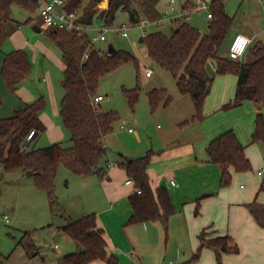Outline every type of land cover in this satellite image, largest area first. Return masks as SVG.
I'll list each match as a JSON object with an SVG mask.
<instances>
[{
  "label": "trees",
  "instance_id": "trees-1",
  "mask_svg": "<svg viewBox=\"0 0 264 264\" xmlns=\"http://www.w3.org/2000/svg\"><path fill=\"white\" fill-rule=\"evenodd\" d=\"M101 1L66 0L64 8L69 11L80 10L82 19L87 24L92 23L93 18L99 15L103 25H111L119 10L127 12L131 22L140 21V14L133 0H109L108 8L98 13L97 6ZM225 2L226 0L212 1L208 33H203L188 21H178L170 34L157 30L144 36L143 42L147 46L148 56L177 79L182 94L192 97L195 108L193 119H203L206 99L217 75L238 76L235 96L223 105L224 109L241 106L246 101L264 105V41L258 40L249 46L245 53L249 57L247 60L231 58L229 52L221 55L234 23V17L226 11ZM16 3L34 13L38 11L40 0H0V42L8 25L14 23L19 26L20 22L12 16V7ZM187 6H193L191 0L186 2L185 8ZM27 21L33 22V18L29 17ZM48 29L50 36L61 49L66 65L62 80L64 94L60 102V114L63 124L71 133V145L54 142L39 148L26 147L27 136L32 130L35 133L46 130V125L40 118L46 102L41 97L0 120V169L35 172L37 186L47 192L51 202H55L56 177L61 165L80 176L96 175L100 179L107 177L109 150L105 138L113 132L120 115L116 111H102L94 98L100 95L98 86L104 76L128 61H133L139 68L140 60L130 51L121 49L101 56L93 47L89 58L83 60V53L91 42L87 33L78 35L63 29ZM209 59L217 61L214 74L207 70ZM30 73L31 63L24 49H14L5 54L1 74L11 92H15ZM125 93L134 105L138 99L139 87L126 88ZM172 99L164 88H154L148 93L149 104L153 110L169 105ZM2 103L0 94V106ZM252 141L261 143L264 148L262 112L256 115ZM245 149L246 146L232 129L210 141L207 147L208 161L220 166L221 187L231 185L233 171L252 170V163ZM151 157L152 152L134 158L122 156L118 162L126 169L137 190H141V193L136 192L130 197L134 208L130 221L160 220L167 230L174 207L165 187L160 186L157 189V196L151 187L148 173ZM261 189L264 190V182ZM199 205L198 203L197 212ZM249 206L256 219L264 224V206L255 203ZM61 230L80 246V250L62 256L58 264H90L98 260L107 261L109 264L119 263L118 258L107 250L105 232L98 227L96 213L70 219ZM199 238L200 246L195 254L196 258L204 247H209L215 251L218 263L222 264L224 253L240 251L239 245L230 235L210 238L202 230Z\"/></svg>",
  "mask_w": 264,
  "mask_h": 264
},
{
  "label": "rangeland",
  "instance_id": "rangeland-1",
  "mask_svg": "<svg viewBox=\"0 0 264 264\" xmlns=\"http://www.w3.org/2000/svg\"><path fill=\"white\" fill-rule=\"evenodd\" d=\"M150 1L154 2L156 9L162 15L165 14L161 24L148 23L146 26L135 24L130 21L127 12L119 11L115 22L105 33L107 40L95 41L92 45L96 50L102 49L108 52L109 44L112 43L117 49L130 51L140 60L139 68L133 61H128L117 70L104 76L98 86V93L104 97L99 103V108L102 111H116L120 115V118L114 124L113 132L106 139L109 146L107 159L110 166L115 164L120 152L125 151L134 157H136L135 155L148 154L152 142L156 146L163 142L162 134L175 132L176 137H187L190 129L185 131L178 123L183 121H178L180 113H185L189 117L192 115V120H195V130L197 129L198 132L223 118L235 124L253 119L252 115L248 114L249 111L252 113L249 107L252 104L250 102L232 109L220 110L211 115H208L204 107L203 119H193L195 108L192 97L189 94L182 95L177 79L159 67L148 56L146 44L140 41L148 33L157 30L170 34L172 29L178 25V22H174L172 18L177 16L176 12L181 10L186 0H175L173 5L177 9L176 12L169 7L171 0ZM105 5L106 3L103 4V7ZM226 10L234 16V23L221 55L228 54L232 38L237 31L241 29L244 31L243 28L246 26H250L252 29L255 28L257 32L259 28L264 29V2L260 3L258 0H245L244 2L242 0H227ZM140 12L142 19L147 20L144 11L140 9ZM12 16L14 20L20 22L19 26L14 23L8 25L5 36L0 42V94L3 99V106L0 108V120L13 115V107L18 103L17 93L8 89L2 77V56L12 49H24L30 59L31 73L23 82V85L34 96L33 99L26 102L32 103L43 97L46 102L45 110L49 118L57 123L60 128L47 130L46 127L44 132H38L34 139L28 141L27 147L39 148L54 142H62L65 146H69L71 145V133L63 124L60 114V102L64 94L62 84L64 77L63 53L50 36L49 29L39 17L38 11L31 13L16 3L12 7ZM29 17L33 18L35 24L42 27V32H37L32 22L27 21ZM209 20L207 12L203 10L201 13L192 12L188 18H180L179 21H188L203 33H208ZM122 22H127L131 27L128 30V36H121L113 29ZM101 26V22L96 18L93 24L94 28H91L88 32L91 40L94 36L99 35ZM21 36L29 42V45L25 48H18L15 43L21 40ZM259 39L264 41V33L262 36L257 37V40ZM248 58L245 55L242 60ZM147 68L153 69L151 77L146 75ZM44 78H47V80L45 81ZM136 87H139L138 99L132 105L125 89ZM154 88L166 89L168 95L173 97V102L168 106H159L156 110H153L149 104L148 93ZM55 103H57V106H55ZM56 107L58 113L55 114ZM255 118L256 113L254 121ZM123 125L127 128L133 127L136 131L130 133L128 130L123 129ZM139 136H141L140 141L138 140ZM172 136L175 139L174 133ZM138 142H143V144ZM253 144L262 153V144L258 142ZM93 180L96 182L94 175L80 176L61 165L56 177V201L51 202L47 192L37 186L35 176H28L22 170L6 171L0 169V253L7 257L13 252L11 256L13 263L19 264L25 253L22 247L15 249V246L17 240L25 232H28L35 239V242L42 246L47 264H52L63 254L72 252L74 242L71 241L72 243L68 244L65 241L67 235L64 232L62 233L60 228L67 224L70 219H76L96 211L92 208L93 205L98 208L102 206L97 190H92V187H94V184H91ZM5 215L9 216V220L5 219ZM136 224L139 223L128 224L126 231L129 232L128 229L133 228V225ZM168 234H170V228L166 230L163 226L161 231L162 244L159 249V257L157 256L159 264H170L171 260L174 264H181L183 259L173 253L177 246L173 235L172 239L169 240V255L167 256L164 253ZM56 244L58 245L57 252L53 250ZM199 258H196L192 252V257L183 264H196ZM29 264L37 263L36 261H30Z\"/></svg>",
  "mask_w": 264,
  "mask_h": 264
},
{
  "label": "crops",
  "instance_id": "crops-1",
  "mask_svg": "<svg viewBox=\"0 0 264 264\" xmlns=\"http://www.w3.org/2000/svg\"><path fill=\"white\" fill-rule=\"evenodd\" d=\"M41 1L48 2L45 0ZM187 1L188 0L185 1L179 12H176L177 9L174 7L173 11L177 13V16L172 18L174 22L180 20V13L191 9L198 2V0H191L193 6H187L185 8ZM205 1L211 6L213 0ZM242 1L244 2L245 0ZM258 1L260 3L264 2V0ZM133 2L140 14V21L135 22V24L141 25L142 21L146 22L144 26L148 23H162L165 14L162 15V13L156 9L154 3L149 0H133ZM174 2L175 0H171L169 3L171 10L172 6H174ZM105 3L106 5L103 7ZM226 3L227 0L225 2V8ZM108 6L109 0H102L97 6V12L99 13L107 9ZM140 9L144 11L148 18L147 20L142 19ZM203 10L207 12V18H209V11L206 9ZM203 10L200 11L203 12ZM200 11L197 12L201 13ZM165 13L167 14L168 12L166 11ZM227 13L234 17L228 11ZM96 18L101 22V25H103L99 15H96L93 18V22L88 24L89 27L84 33L88 34L89 30L94 28L93 24ZM32 24L37 32L43 31L41 26L34 23V20ZM37 28H41V31H38ZM243 30L244 31L241 29L237 31V33L248 35L252 39L250 45L258 41L257 37L262 36L264 33V29L259 28L257 32L255 28L252 29L250 26L244 27ZM234 37L235 35L233 38ZM15 43L18 48H25L29 45V42L24 40L23 36H21V40ZM5 54L2 56V62ZM62 65L64 71L66 66L64 60ZM216 69L217 61L209 59L207 61L208 72L214 74ZM44 80L46 81L47 78H44ZM25 81L26 80L23 82ZM23 82L15 91L18 95V103L13 107V113L19 106H24L27 100L34 98L23 85ZM237 82L238 76L234 74L216 76L204 106L208 115L219 112L220 110H225L223 105L234 98ZM249 102L252 103L249 106L252 113L249 111L248 114H250V116L252 115L253 119L244 120L241 124H235L223 118L206 129L201 127L202 131L200 130L198 132L197 129L195 130V120H192V115L189 117V115L185 113H180V115H178V121H183L178 123L181 124L183 130L186 131L190 129V131L188 130L189 135L182 138L176 137L177 135H175V132H169L161 135L163 142H160L159 145L156 146L153 142L151 143L150 152H152V157L150 165L148 166L151 187L156 196L157 189L160 186L165 187L170 194L174 207V212L170 215L168 222L170 234H168L169 237L166 241L167 245L164 249L165 255H169V240L172 239L173 235L177 242V246L173 250V253L181 257L183 263L187 262L186 260L192 257V252L195 255L198 251L200 246L199 235L202 230H205L207 236L210 238L230 235L240 247L238 253H224L222 255V264H264V224L256 219L249 206L253 203L264 206V190L261 189L264 180L259 174V170L264 166V148L261 153L257 146H253V143L257 142L251 141L255 129V113L256 115L259 112L264 114V105H258L253 101H246L244 103ZM2 106L3 103L0 108ZM55 106H57V103H55ZM45 108L46 105L40 114V118L46 125L47 130L50 128L60 129L59 125L49 118ZM55 110V114L58 113L57 107ZM129 128L126 127L123 129L128 130L130 133L136 131L134 128L133 131H130ZM231 129L234 130L241 143L246 146L245 150L252 163V170L247 172L233 171L231 185L221 187L220 166L208 161L207 147L212 139ZM37 133L38 132H36L31 139H34ZM173 133L175 139H173ZM108 136L105 138V144L109 150L108 142L106 141ZM31 139H27L25 144L26 147L28 146V141ZM138 140H141V136L138 137ZM138 143L143 144V142ZM122 156L134 158V156H131V154L125 151L120 152L114 165L110 166L109 162L107 177L100 179L94 175L96 177V182L93 180L91 183L94 184L92 190H97L101 198L100 200L102 201L101 207L98 208L96 205L92 207L96 210L94 213H96L98 227L104 229V236L108 243L107 250L110 254L118 258V264H159V258H157V256L159 257L160 254L159 249L162 244L161 231L164 225L160 220H148L143 222L130 221L134 214V208L130 197L136 194L137 188L134 183H127L130 177L126 169L118 164ZM135 156L140 157L143 155ZM172 180L175 181V184L172 183ZM198 203L200 205L199 211L197 212ZM160 211L163 213L162 208ZM130 223L139 224L133 225L134 227L129 228V232H127V226L128 224L130 225ZM60 231L63 233L61 228ZM65 241L68 244L72 243L71 241L74 242L68 235ZM73 245L74 249L70 253L78 252L80 246L75 242ZM18 247H22L25 253L19 264H29L30 261H36L37 264H47V260L43 255L42 246L36 243L35 239L29 233L25 232L23 236L17 240L15 249ZM57 249L58 245L56 244L53 250L57 252ZM12 254L13 252L7 255V257H4L0 253V264H14L11 258ZM66 254L69 253H65L62 256ZM62 256L52 264H58V260ZM199 257L196 264H219L216 253L212 248L204 247ZM90 264L109 263L104 260H98ZM170 264H174L172 260Z\"/></svg>",
  "mask_w": 264,
  "mask_h": 264
},
{
  "label": "built area",
  "instance_id": "built-area-1",
  "mask_svg": "<svg viewBox=\"0 0 264 264\" xmlns=\"http://www.w3.org/2000/svg\"><path fill=\"white\" fill-rule=\"evenodd\" d=\"M263 1V0H262ZM66 4V0H52L48 2H44L40 0L38 6L39 16L43 20V23L48 28H56V29H63L78 35H83L85 30L89 27V25L83 21L80 10H72L69 11L64 8ZM206 9L209 11V18L212 17V13L210 11V4L205 0H198L197 4L193 6L189 10H185L184 12L180 13L179 17L181 18H188L192 11H200ZM174 10V6H172V11ZM176 19V18H175ZM145 21L141 22V25H145ZM161 23V22H159ZM110 25H102L99 29L100 33L98 36H94V38L89 43L87 49L83 53L82 59L85 60L89 58L93 42L95 41H104L107 40L106 32L109 29ZM131 27L127 23H122L117 25L113 29L116 30L121 36H128V30ZM252 39L243 33H237L233 38L230 47H229V55L231 58L234 59H242L245 55L246 51L248 50ZM99 55L105 56L106 52L102 49L97 50ZM153 73L152 68H147L146 75L149 77ZM104 97L102 95H97L94 98L96 104H99ZM126 128L125 125L122 126ZM130 131H133V128H129ZM35 135V130H32L27 138L31 139ZM259 174L264 180V166L259 170ZM127 183L131 184L134 183L132 179L127 180ZM172 183L175 184V181L172 180ZM138 193H141V190H137ZM5 219L9 220L8 215H5Z\"/></svg>",
  "mask_w": 264,
  "mask_h": 264
},
{
  "label": "water",
  "instance_id": "water-1",
  "mask_svg": "<svg viewBox=\"0 0 264 264\" xmlns=\"http://www.w3.org/2000/svg\"><path fill=\"white\" fill-rule=\"evenodd\" d=\"M36 29V28H35ZM37 30L38 31H41V28H37ZM140 41L141 42H143L144 41V37H142L141 39H140ZM117 51V48L112 44V43H110L109 44V47H108V53L109 54H113L114 52H116ZM27 175L28 176H34L35 175V172H33V171H27Z\"/></svg>",
  "mask_w": 264,
  "mask_h": 264
}]
</instances>
